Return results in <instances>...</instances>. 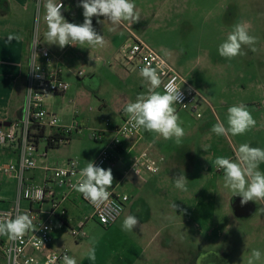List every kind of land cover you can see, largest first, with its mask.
Returning <instances> with one entry per match:
<instances>
[{"label": "rangeland", "instance_id": "374dc122", "mask_svg": "<svg viewBox=\"0 0 264 264\" xmlns=\"http://www.w3.org/2000/svg\"><path fill=\"white\" fill-rule=\"evenodd\" d=\"M134 3L140 14L138 23L113 26L100 17L93 24L104 37L103 46L83 45L80 53L71 45L63 48L66 51L60 63L69 90L63 96L43 97V106L59 119L70 118L77 111L75 120L82 129L66 144L48 149L46 158L34 155L36 168L24 177L31 176L33 184L41 185L45 177L43 167L50 170L62 167L69 158L85 164L96 161L108 141H94L92 132H108L120 124L126 105L134 102L138 94L146 93L150 86L140 71L126 66L123 48L135 35L169 62L208 102L201 109V117L176 109L185 131L179 144L155 134L153 148L158 147L165 160L160 162L155 179L148 184L137 180L138 188L127 189L122 185L116 190L130 198L125 215L138 217L140 223L134 230L145 227L151 232L150 242L147 240L139 249L142 264H247L253 249L262 253L256 264H264V200L241 205V198L224 188L223 171L214 164L218 156L235 160L238 147L244 143L264 149V0H134ZM240 22L250 25V35L257 38L256 51L245 45L241 55L232 59L221 57L218 46ZM32 33L40 38L45 32L36 24ZM81 71L83 77L78 76ZM156 90L163 93L160 87ZM240 103L247 106L256 126L238 136L213 133L211 129L217 121L227 127L228 108ZM108 134V139L114 136ZM204 146H208L207 151ZM44 150L45 145L40 144L39 153ZM13 158L15 163L17 156ZM4 163L8 159L0 153V169ZM259 170L264 172V163ZM46 174L53 177L52 171ZM179 174L188 179L187 192L174 186L173 179ZM9 178L0 170L3 184L0 209L12 208L17 197V180ZM74 214L89 217L91 210L80 202ZM54 227L58 228L56 223ZM116 228L117 225L115 231ZM111 229L90 219L85 227L86 239L74 240L65 228L61 238L51 242L43 252L48 255L63 244L68 255L82 260L81 264H111L106 262V252L117 244L127 250L135 244L134 230L119 228L123 234L119 230L115 238H102ZM160 245L165 247L160 249ZM92 247L95 261L87 258ZM146 258L150 260L148 263Z\"/></svg>", "mask_w": 264, "mask_h": 264}, {"label": "built area", "instance_id": "2783aa9c", "mask_svg": "<svg viewBox=\"0 0 264 264\" xmlns=\"http://www.w3.org/2000/svg\"><path fill=\"white\" fill-rule=\"evenodd\" d=\"M40 4V1L38 2ZM132 42L123 48L125 52V62L129 69L140 71L146 65L157 68L160 75V88L163 92L170 83L182 93L181 103H176L174 107L180 111H187L196 117H201V109L208 105L206 99L192 87L176 69L150 48L140 38L132 35ZM37 42L33 52V43L29 62L26 110L24 118L20 121L9 123L7 127H0V149L7 144H13L17 150V161L2 165L1 171L4 175L15 178L18 182L17 197L14 205L10 209H0V220L12 219L18 214H27L32 219L33 230H28L23 236L11 239L9 236L0 235L3 242L2 251L5 257V264H63V257L68 255L65 248L51 251L43 261L37 259V254L42 253L52 241L54 229V210L43 211L34 210L35 206L41 208L47 201H53L54 193L41 185L30 183L24 177L28 171L36 168L34 155L45 157V152L39 153L37 143L30 136L32 119L40 126L60 130L65 136L78 134L82 129L80 122L74 120L69 125H64L55 114L48 113L43 106V97L49 94L64 95L69 90V83L61 78V70L55 63L52 54L43 48L39 37L35 33L33 42ZM159 66V67H158ZM83 77V72L78 73ZM142 128L134 126L126 114L122 123L113 130L114 136L108 141L107 146L97 157L95 164L104 167L109 164L111 167L119 162V149L122 142H127L133 136L138 135ZM103 131H93L91 138L96 141L103 139ZM46 139H43V143ZM61 143L60 145H62ZM80 162L75 158L68 159L62 167L50 170L57 187L63 188L66 194L75 193L72 185L80 178ZM140 179H145L146 175H153L159 172V160L152 158L147 152H141L133 157L128 169ZM110 196L105 203L94 205L85 199L80 193L81 200L91 209V214L85 216L83 220L70 230L71 237L76 241L87 238L85 227L87 221L95 220L98 225L108 228L123 214L130 198L127 194L108 189ZM26 203L27 207L23 204ZM69 256V255H68Z\"/></svg>", "mask_w": 264, "mask_h": 264}, {"label": "clouds", "instance_id": "9594fccd", "mask_svg": "<svg viewBox=\"0 0 264 264\" xmlns=\"http://www.w3.org/2000/svg\"><path fill=\"white\" fill-rule=\"evenodd\" d=\"M44 20L46 32L44 33L49 45H57L61 49L65 46L88 45L90 47L103 46L104 37L93 27V17H104L113 26L123 22L138 23L140 14L136 11L134 0H80L79 7L83 9V23L68 22L63 14V4L57 0H44ZM14 37H8L9 40ZM19 39V37H15ZM257 38L250 35V25L245 22L237 23L229 32L226 39L218 46L221 57L232 59L241 55L242 46H249L255 52L254 45ZM33 42V52L37 47ZM159 67V66H158ZM140 75L149 83L146 93L137 95L134 102L124 108V112L134 121V126L142 128L149 133H155L165 140L174 139L179 144L185 135L181 126L180 117L174 105L181 103L182 93L173 84L166 86L165 92L156 89L161 85L157 68L150 65L140 69ZM256 126V120L243 103L230 106L227 110V127L223 122L217 121L211 129L217 136L243 135ZM208 146H204L207 151ZM264 163V149L253 147L247 143L241 144L236 151V159L218 156L214 164L223 171V186L231 191L233 196L240 197L241 205L250 201L264 200V172L259 170V165ZM80 178L72 185L92 204L98 205L109 200L108 189L113 185L114 177L111 168L105 169L97 166L94 161H88L80 170ZM174 186L187 192L188 179L184 174H179L174 179ZM175 209L176 205L173 203ZM140 223L137 216L128 215L122 222V229L133 231ZM28 230H33L32 219L27 214H18L12 219L0 220V235H8L16 239ZM89 261L96 260L95 248L88 250ZM262 253L253 249L247 264H256L261 261ZM63 264H77V261L68 255L63 257Z\"/></svg>", "mask_w": 264, "mask_h": 264}, {"label": "crops", "instance_id": "0c3cea01", "mask_svg": "<svg viewBox=\"0 0 264 264\" xmlns=\"http://www.w3.org/2000/svg\"><path fill=\"white\" fill-rule=\"evenodd\" d=\"M39 1L40 4L38 3ZM59 2L63 4L61 11L64 18L68 22L76 24L83 23V9L81 7L78 8L80 0H57V3ZM43 4L44 0H0V124L9 125L11 122L20 121L24 118L26 110L29 62L34 38L32 28L37 24L43 32H46L47 30L46 22L44 20L45 10ZM95 18L96 20L93 21V24L97 23V21L100 19V17ZM10 36L14 38L9 40L8 37ZM15 37H19V39H15ZM39 40L41 46L52 54L55 63L61 70L62 67L60 62L65 55L66 50L61 49L57 45H49L44 35L41 36ZM72 47L75 49V52L80 53L83 51L81 45ZM62 74L63 71L61 70V78L63 79ZM48 113L52 114L53 111H48ZM77 114V111H75L74 116L70 118L63 116V118L60 120L62 124L69 125L75 120ZM125 116V113L121 115L120 124L122 123ZM120 124L116 125L111 130H108V132L103 131V140L106 142L109 141L111 138H107V135H110L108 133H113V130ZM76 135L77 134H74L72 139L74 137L76 138ZM155 136V133H149L142 129L141 132L138 135L133 136L130 141L122 142V145L118 151L119 162L113 167H111L109 164L105 165V169L111 168L114 177L113 185L109 189L116 191L122 185H124L127 189H132L133 187L138 188V181L148 184L152 179L156 178L159 172L153 175H146L145 179L143 180L128 171L133 157L140 154L141 152H147L152 158L159 160L160 171V162L162 164L165 160L164 155L159 151V148L156 146L153 148V142L156 138ZM40 144L45 145L43 142ZM44 152L47 155V151L44 150ZM0 153H4L5 158L8 159V163H14L13 156H17V150L13 144H7L3 149H0ZM46 155L44 158H46ZM118 164H120L119 170L117 169ZM80 165L81 168H83L86 164L80 161ZM43 169L45 172V177L43 183H41V186L52 190L54 193V199L53 201L44 202L41 208L36 207L33 209H41L43 211L54 210L53 221L54 225L56 223L58 228L54 227L53 229L51 241L53 242L54 240H59L61 238L65 228L69 229L68 233L70 235L71 228L75 227L78 222L83 220L82 216L84 215L81 214L80 216H76L74 214V210L78 209V204L80 202H84L81 200L78 192L66 194L63 188L57 187L50 176L46 174L48 168L43 167ZM9 179L16 180L15 178ZM26 180L32 183L31 176L27 177ZM123 180H127V182L123 183ZM1 187H3L2 182L0 183V191ZM23 206L27 207L26 203H24ZM126 209L127 208H125L123 214L116 220V222L110 226L112 229L106 232L102 238L117 237V232L120 230L119 228L122 229V222L124 218L128 215H134L130 213L125 215ZM196 218L198 219L199 216H196ZM144 224H146V222ZM116 225L117 230L115 231L114 229ZM120 233L123 234L122 230H120ZM133 234L135 236L134 246L127 250L126 248L120 247L117 244L115 247H112L110 251L106 252V262L109 261L111 264H142V258L140 257L141 251H139V249L141 248V244L146 243L147 240L148 243L150 242L151 232L148 228L142 227L134 230ZM7 236L8 235H5V238ZM164 247L165 246L160 245V249H163ZM60 248L65 247L63 244H60L54 250ZM36 256L39 261H43L46 254L42 252ZM76 261L81 264L82 260ZM149 261L150 260L146 258V262L148 263Z\"/></svg>", "mask_w": 264, "mask_h": 264}, {"label": "trees", "instance_id": "16d2710c", "mask_svg": "<svg viewBox=\"0 0 264 264\" xmlns=\"http://www.w3.org/2000/svg\"><path fill=\"white\" fill-rule=\"evenodd\" d=\"M31 134L30 136L39 145L46 139L45 150L58 148L61 143L66 144L69 142L73 136H65L60 130H55L53 128H46L40 126L35 120L32 119ZM3 242L0 241V264L5 262V257L2 251Z\"/></svg>", "mask_w": 264, "mask_h": 264}, {"label": "water", "instance_id": "95a60500", "mask_svg": "<svg viewBox=\"0 0 264 264\" xmlns=\"http://www.w3.org/2000/svg\"><path fill=\"white\" fill-rule=\"evenodd\" d=\"M8 126V124H0V127H7Z\"/></svg>", "mask_w": 264, "mask_h": 264}]
</instances>
